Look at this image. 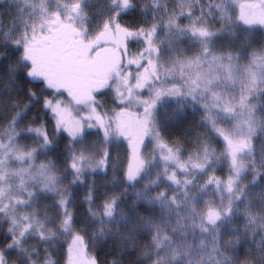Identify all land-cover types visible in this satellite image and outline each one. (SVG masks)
Wrapping results in <instances>:
<instances>
[{
    "label": "snow or ice",
    "instance_id": "6c2138e0",
    "mask_svg": "<svg viewBox=\"0 0 264 264\" xmlns=\"http://www.w3.org/2000/svg\"><path fill=\"white\" fill-rule=\"evenodd\" d=\"M236 6V0H11L7 24L0 14V264H56L49 248L61 236L72 237L67 264H97L85 258L88 242L109 239L138 249V264H237L229 252L241 241L249 246L241 264H264V43L253 47L251 36L252 26H264V0L239 4L234 20ZM129 12L140 18L121 23ZM225 36L231 39L219 43ZM129 41L140 45L135 54ZM133 65L135 73L125 71ZM33 82L43 85L40 93ZM104 89H112L120 108L114 116L97 99ZM50 90L51 97L42 94ZM63 93L88 114L68 118L56 99ZM189 108L200 120L186 132L194 147L181 159L184 149L163 134ZM89 129L96 130L91 141ZM121 138L127 163L112 154ZM216 138L222 150L213 146ZM41 155L45 162L37 164ZM217 166L225 176L216 175ZM109 168L98 194L96 177H107ZM82 185H88L83 222L73 211ZM109 186L120 192L109 194ZM129 189L134 198L125 210ZM41 199H52L55 211Z\"/></svg>",
    "mask_w": 264,
    "mask_h": 264
},
{
    "label": "rangeland",
    "instance_id": "374dc122",
    "mask_svg": "<svg viewBox=\"0 0 264 264\" xmlns=\"http://www.w3.org/2000/svg\"><path fill=\"white\" fill-rule=\"evenodd\" d=\"M10 2H11V0H0V14H3V20H4L5 24H7L9 19H10V17L7 15L8 6H9ZM241 3H258V0H236L237 6H236L234 14H233L234 20L239 15V4H241ZM139 18L140 17L138 16V13L129 12L127 15L122 17L121 23L130 25V24L135 23ZM181 23L187 24L188 21L182 20ZM237 23H240V22H237ZM216 26L219 27V24H216ZM247 27L248 26L240 23L241 29H244ZM260 29L264 30V26H261V25L252 26L251 36L253 38V47H257L256 41H254L255 39L257 40V43H261V42L264 43V38H263L264 34ZM259 32H261L263 35L259 36ZM243 35H244L243 31H241L240 38H243ZM230 39H231L230 37L225 36L221 39V41L219 43H225V42L229 41ZM128 47H129L130 53L135 54L138 51L140 45H138L135 41H129ZM233 50H236V49H233ZM248 51L250 52L251 50H248ZM17 55H19V53ZM129 58H131V56H129ZM244 62H246V61H244ZM125 71L126 72L131 71V72L135 73L136 66L133 65L131 68H126ZM141 71H142V69H141ZM132 83H135V81L133 80ZM42 88H43V86H41L40 83H33V90L34 91H37L38 93H40ZM141 91H142L143 96L147 97V90H141ZM104 92L106 93V95H104V96L98 95L97 99L105 102V108L102 111H106L108 116H114L116 112L120 111V108L117 107V105L115 103H113L114 92L112 91V89H106V90H104ZM42 94L47 95L49 97L52 96L51 95L52 93L49 91L44 92ZM65 96H66L65 94H64V96L63 95H57L56 99H60V100L64 101L63 106L65 108H67L71 114L70 117H68V118L79 119L80 116H84V115L88 114V110L86 107H82V106L76 107L74 105V102H72L73 104L69 103L66 100ZM128 110L134 114L138 111L137 108L134 106L130 107ZM139 111H142V109H139ZM31 115H34V113ZM199 120H200V113L194 111L192 108H189L187 115L181 119L173 121L172 124L167 126V128L163 134L165 140L168 142V144L170 146L172 144H176L177 146L184 149V154L181 157V159H186L189 151L194 147L191 139L189 138L188 135H186V132L190 131L192 127L196 126L198 124ZM49 127L51 128L52 125L50 124ZM0 130H2V129H0ZM88 132H89L88 139L90 141L94 140L96 138V130L95 129H89ZM178 134H180L181 137L185 136V138L189 139L190 144H186V142L182 138H180V140H179L177 138ZM62 137H63V139L62 138H58V139L65 141L64 139L67 137V134L66 133L62 134ZM19 143L28 144L29 146H31L32 140H31V138H28V139L21 138ZM259 143H260V141L258 140L257 141L258 146H259ZM145 145L146 146H143V153L145 156H148L151 154L152 143L149 142V138H147V137L145 138ZM59 146L61 149H63L65 144H61ZM213 146L216 147L218 150H222L223 149V142L220 141L219 138H216L215 140H213ZM112 154H113V157H115L117 154H119V156L124 160V162L127 163V158L129 156V148H128L127 140H125L124 138H121L119 142L114 143L112 145ZM41 162H45V157L43 155L39 156L38 159L36 160L37 164H39ZM111 175H112V172H111V169L109 168L107 177H104L102 174H100L96 177V188H97L98 194L105 192V190H106L105 189V180L110 179ZM216 175L221 176V177L225 176L226 175V169L223 166H217ZM206 178H207L206 176L202 177L201 182ZM69 179H71V177H69ZM91 179H92V177H89V180H91ZM248 179L250 180L251 177L249 176ZM139 186L140 185H138V187ZM61 187H64V185H61ZM161 187H163V185H161ZM87 188H88V185H82L80 187V189L76 190L75 195L73 196L74 204H78L80 202V200L82 199V197L86 193ZM159 190L160 189H157V191H159ZM108 191H109V194H113V193L118 194L120 192V189L119 188L111 189L109 186ZM169 194H171V192ZM47 195L51 196V194H47ZM127 197L134 198V192L132 189H129ZM47 200H50V199H41L40 200V204L42 207L47 206V204H46ZM54 211H55V209L50 208V212H54ZM225 239H228L227 235L225 236ZM71 241H72L71 236H67V237L61 236L54 243V245L49 248L50 252L53 254V259L56 261V264H67L68 259H69L68 246L71 243ZM34 243H35V241H32V240L29 241L30 245H32ZM40 247H41V249H43L44 245H40ZM11 252H13V250H11ZM86 253H87V255L85 257L86 259H92V258L95 259V257L93 256V253L89 252L88 247L86 248ZM13 256H14V252H13ZM13 256H12V259L15 258ZM10 264H11V262H10Z\"/></svg>",
    "mask_w": 264,
    "mask_h": 264
},
{
    "label": "trees",
    "instance_id": "16d2710c",
    "mask_svg": "<svg viewBox=\"0 0 264 264\" xmlns=\"http://www.w3.org/2000/svg\"><path fill=\"white\" fill-rule=\"evenodd\" d=\"M260 30L264 34V30L263 29H260ZM263 34L261 32H259V36H262ZM239 40H242V38H240V36L237 40V44L239 43ZM254 41H256L257 47H259L260 44L263 43V42L257 43L256 39ZM233 49H236L235 45L233 46ZM248 50H252V49H248ZM29 86L33 88V84L29 85ZM104 90H106V89H104ZM104 90H102V91H104ZM177 138L179 140H180V138H182V139H184L186 144H190L189 139L185 138V136L181 137V135L178 134ZM64 140L65 141L59 139V145H61V144L66 145L68 143L67 137ZM132 200H133L132 197H126L125 202H124V204L121 205V207L125 208V210H126V206L130 205ZM46 204L50 208V206L52 204V199L47 200ZM78 204H74L73 211H75V215H76L77 220L83 222L85 214H86L87 205L80 204V202ZM4 227L6 228L7 225H4ZM78 229H79V225H77V230ZM92 230H93L92 228H89L88 234H87L88 236L91 235ZM2 238H3L2 235H0V239H2ZM138 243L140 245H143L145 243V241H144V239H141L138 241ZM248 247H249L248 244H246L245 242L242 241L240 244H238L236 246L234 251L229 253V255L233 256L237 260V264H241V262L245 259L246 255H247ZM88 248H89V252L93 253V256L95 257L98 264H112L113 261H115L116 264H138V262H137V257L139 254L138 249L134 250L132 248L122 247L118 244V242L116 240H113V239H109L107 241V243L97 242L95 244H92L89 241L88 242ZM9 251L11 252V250H8V252Z\"/></svg>",
    "mask_w": 264,
    "mask_h": 264
},
{
    "label": "flooded vegetation",
    "instance_id": "af4514ba",
    "mask_svg": "<svg viewBox=\"0 0 264 264\" xmlns=\"http://www.w3.org/2000/svg\"><path fill=\"white\" fill-rule=\"evenodd\" d=\"M33 83H38V82H33ZM41 86H43V85L41 84ZM49 92H51V93H52L51 95H53V92H52L51 90H50ZM64 94L66 95V96H65L66 100H67L69 103L73 104V103L71 102L70 98L68 97L67 93H63L62 95L64 96Z\"/></svg>",
    "mask_w": 264,
    "mask_h": 264
}]
</instances>
